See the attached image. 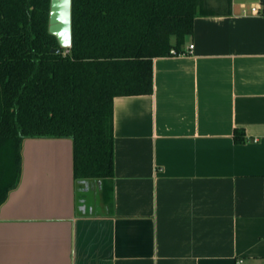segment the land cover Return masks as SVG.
<instances>
[{
	"label": "crops",
	"instance_id": "1",
	"mask_svg": "<svg viewBox=\"0 0 264 264\" xmlns=\"http://www.w3.org/2000/svg\"><path fill=\"white\" fill-rule=\"evenodd\" d=\"M252 6L199 13L193 51L153 59V92L115 97L111 188L77 184L71 139L25 140L0 264H264V14Z\"/></svg>",
	"mask_w": 264,
	"mask_h": 264
},
{
	"label": "trees",
	"instance_id": "2",
	"mask_svg": "<svg viewBox=\"0 0 264 264\" xmlns=\"http://www.w3.org/2000/svg\"><path fill=\"white\" fill-rule=\"evenodd\" d=\"M231 3L72 0V45L54 53L51 0H0V207L20 182L31 138L71 139L77 184L111 188L115 97L151 94L153 59L182 50L199 13H229ZM234 138L245 141V130Z\"/></svg>",
	"mask_w": 264,
	"mask_h": 264
},
{
	"label": "water",
	"instance_id": "3",
	"mask_svg": "<svg viewBox=\"0 0 264 264\" xmlns=\"http://www.w3.org/2000/svg\"><path fill=\"white\" fill-rule=\"evenodd\" d=\"M264 5V0H261ZM49 31L59 42V47L51 49L54 53L61 52V48L72 45V0H51Z\"/></svg>",
	"mask_w": 264,
	"mask_h": 264
},
{
	"label": "built area",
	"instance_id": "4",
	"mask_svg": "<svg viewBox=\"0 0 264 264\" xmlns=\"http://www.w3.org/2000/svg\"><path fill=\"white\" fill-rule=\"evenodd\" d=\"M244 14H252V13H262L260 8L257 6H252L250 8L244 7L243 8ZM194 44H190V46L187 49H182L180 51H177L175 48H172L170 51V55H186L193 51Z\"/></svg>",
	"mask_w": 264,
	"mask_h": 264
},
{
	"label": "rangeland",
	"instance_id": "5",
	"mask_svg": "<svg viewBox=\"0 0 264 264\" xmlns=\"http://www.w3.org/2000/svg\"><path fill=\"white\" fill-rule=\"evenodd\" d=\"M209 3L211 4V5H213V6H219L220 8L222 7H224L225 6V4H226V0H209ZM94 194V195H93ZM87 195H89L90 197L89 198H92V199H94L95 198V195H97V192H90L89 194H87Z\"/></svg>",
	"mask_w": 264,
	"mask_h": 264
}]
</instances>
